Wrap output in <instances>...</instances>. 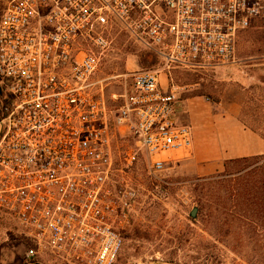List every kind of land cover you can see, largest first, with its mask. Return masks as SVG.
Listing matches in <instances>:
<instances>
[{
	"label": "built area",
	"instance_id": "2783aa9c",
	"mask_svg": "<svg viewBox=\"0 0 264 264\" xmlns=\"http://www.w3.org/2000/svg\"><path fill=\"white\" fill-rule=\"evenodd\" d=\"M259 23L264 0H0V214L24 264L115 262L136 199L120 165L153 174L193 156L170 70L229 63ZM115 30L159 61L106 96L93 76Z\"/></svg>",
	"mask_w": 264,
	"mask_h": 264
},
{
	"label": "rangeland",
	"instance_id": "374dc122",
	"mask_svg": "<svg viewBox=\"0 0 264 264\" xmlns=\"http://www.w3.org/2000/svg\"><path fill=\"white\" fill-rule=\"evenodd\" d=\"M123 31H113L111 49L93 76L104 93H121L129 72L157 66L158 59ZM169 83L182 96L212 100L240 91L241 121L264 137V24L239 35L233 59L208 71L170 70ZM130 142H121L125 151ZM191 159L149 174L142 158L120 165V178L136 193L130 226L113 264H264V157L229 163L211 174L194 171ZM196 210L194 217L190 211ZM21 237L0 214V264H24ZM41 264H57L43 257Z\"/></svg>",
	"mask_w": 264,
	"mask_h": 264
},
{
	"label": "crops",
	"instance_id": "0c3cea01",
	"mask_svg": "<svg viewBox=\"0 0 264 264\" xmlns=\"http://www.w3.org/2000/svg\"><path fill=\"white\" fill-rule=\"evenodd\" d=\"M241 94L217 100L186 96L178 103L176 120L190 123L193 129L191 164L196 173L219 172L227 160L264 155V137L239 117Z\"/></svg>",
	"mask_w": 264,
	"mask_h": 264
},
{
	"label": "trees",
	"instance_id": "16d2710c",
	"mask_svg": "<svg viewBox=\"0 0 264 264\" xmlns=\"http://www.w3.org/2000/svg\"><path fill=\"white\" fill-rule=\"evenodd\" d=\"M153 56L156 57L154 54H153ZM154 57H152V59H154ZM194 95H200V94H193V95H190V96H194ZM182 97L184 98V96H182ZM258 156L259 157H264V155H258ZM252 157H256V156L241 157V158L227 160V161L224 162V166L227 168V166H228L229 163H231V164L238 163V162H244V163L247 162L248 163L252 159Z\"/></svg>",
	"mask_w": 264,
	"mask_h": 264
},
{
	"label": "water",
	"instance_id": "95a60500",
	"mask_svg": "<svg viewBox=\"0 0 264 264\" xmlns=\"http://www.w3.org/2000/svg\"><path fill=\"white\" fill-rule=\"evenodd\" d=\"M196 210H197V209H192V210L190 211V216L194 217V216L196 215Z\"/></svg>",
	"mask_w": 264,
	"mask_h": 264
}]
</instances>
